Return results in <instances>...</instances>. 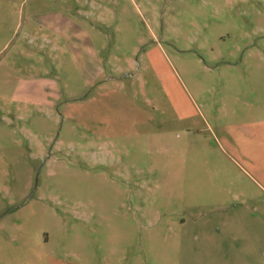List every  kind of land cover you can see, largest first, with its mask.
I'll return each instance as SVG.
<instances>
[{
    "label": "rangeland",
    "instance_id": "rangeland-1",
    "mask_svg": "<svg viewBox=\"0 0 264 264\" xmlns=\"http://www.w3.org/2000/svg\"><path fill=\"white\" fill-rule=\"evenodd\" d=\"M0 264H264V0H0Z\"/></svg>",
    "mask_w": 264,
    "mask_h": 264
}]
</instances>
